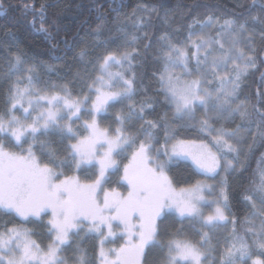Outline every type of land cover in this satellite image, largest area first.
<instances>
[{"label": "snow or ice", "instance_id": "snow-or-ice-1", "mask_svg": "<svg viewBox=\"0 0 264 264\" xmlns=\"http://www.w3.org/2000/svg\"><path fill=\"white\" fill-rule=\"evenodd\" d=\"M236 7L244 11L194 18L182 38L161 35L159 99L145 92L138 105L134 31L120 29L124 51L101 43L94 47L102 55L87 45L78 53L87 64L75 78L87 91L77 94L69 83L43 81L44 68L23 53L5 57L0 217L16 222L0 225V264H264V153L242 193L247 214L237 217L229 202V179L249 171L257 144L264 149V94L251 109L241 99L250 70L264 66V0ZM145 23L141 16L133 28ZM104 31L98 26L97 39ZM118 106L114 131L103 127ZM183 130L198 135L182 137ZM188 161L203 179L178 189L171 169ZM27 225L45 229L48 242ZM88 239L98 241L92 257L81 246Z\"/></svg>", "mask_w": 264, "mask_h": 264}, {"label": "trees", "instance_id": "trees-1", "mask_svg": "<svg viewBox=\"0 0 264 264\" xmlns=\"http://www.w3.org/2000/svg\"><path fill=\"white\" fill-rule=\"evenodd\" d=\"M241 2L248 3L250 0H241ZM26 4L29 8L27 14L25 13ZM41 5H44L43 16L40 12ZM144 7L151 12L150 16L143 14ZM3 11L7 14L0 15V68L6 63L5 57L10 58L11 54L23 53L30 63L44 68V71L39 72L43 81L69 83L73 87L74 94L79 93L81 89L87 91L83 82L75 78L78 72L81 74L84 72V65L87 64V61H80L78 53L87 45L96 55H102L105 49L94 47L101 43H106L111 51H124L125 48L122 47L124 33L120 29L123 28L127 32L134 31L140 37L135 45L139 57L133 61L136 83L141 88V92L136 97L138 105L145 98V92L159 99L155 97L157 87L155 74L162 67L157 60L161 35L167 31L176 36L179 32L180 35L176 38H182L186 34L187 25L194 18L202 19L209 11H215L223 16L239 15L244 9L236 7V0H3ZM251 15L257 16L259 12L253 11ZM141 16L147 23L134 29V23ZM42 23L45 29L43 31L39 30ZM98 26H103L105 29L99 39L96 37ZM148 44L151 46L146 48ZM127 50L132 51L131 48ZM48 66H52L56 71L48 73ZM261 73H264V66L259 65L258 62V68L250 70L243 85L241 99H247L250 109L252 104L257 103L258 94H264ZM4 87L6 85L0 80V91ZM2 107L3 104L0 103V108ZM118 111H120L119 106L107 113L101 119V125L110 127L114 131L116 127L114 119ZM161 111L163 109L157 108V113ZM237 123L240 121L237 120L227 126L234 128ZM129 127L131 128V125ZM180 135L196 138L198 134L183 130ZM255 152V156L247 161L250 166L249 171L244 172L242 177L240 173H237L229 179V202L233 213L241 218L247 214L242 193L249 175L256 171L264 149L257 144ZM119 162L124 163L126 160L120 158ZM68 174L73 173L69 170ZM170 175L178 189L195 183L197 179H203L195 173L189 162L174 165ZM118 179L117 175H113L110 186L117 187ZM119 190L122 191L123 188L120 187ZM12 222L16 221L11 217H0V225ZM172 224V221H168L164 227L172 231ZM27 226L35 231L34 239L44 244L48 242L45 229L39 226ZM175 227L180 225L175 224ZM185 227L188 226L185 225ZM223 235L224 233L221 232L220 236L223 237ZM81 246L87 250L89 257H92L98 250V241L88 239L82 242ZM74 247L64 253L69 260L74 258Z\"/></svg>", "mask_w": 264, "mask_h": 264}, {"label": "rangeland", "instance_id": "rangeland-1", "mask_svg": "<svg viewBox=\"0 0 264 264\" xmlns=\"http://www.w3.org/2000/svg\"><path fill=\"white\" fill-rule=\"evenodd\" d=\"M190 164H191V162L190 161H188Z\"/></svg>", "mask_w": 264, "mask_h": 264}]
</instances>
